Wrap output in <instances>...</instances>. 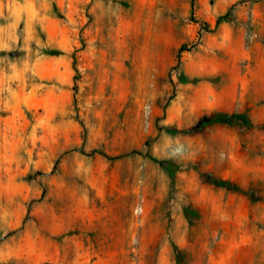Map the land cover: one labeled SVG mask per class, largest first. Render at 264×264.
Returning a JSON list of instances; mask_svg holds the SVG:
<instances>
[{
    "label": "rangeland",
    "instance_id": "374dc122",
    "mask_svg": "<svg viewBox=\"0 0 264 264\" xmlns=\"http://www.w3.org/2000/svg\"><path fill=\"white\" fill-rule=\"evenodd\" d=\"M0 264H264V0H0Z\"/></svg>",
    "mask_w": 264,
    "mask_h": 264
}]
</instances>
